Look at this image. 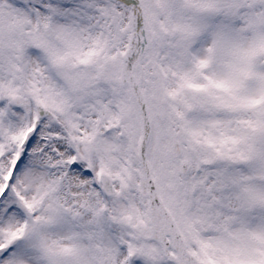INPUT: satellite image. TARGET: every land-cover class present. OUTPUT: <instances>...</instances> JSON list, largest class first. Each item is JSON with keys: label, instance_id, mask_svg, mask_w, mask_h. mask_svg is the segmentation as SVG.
<instances>
[{"label": "snow or ice", "instance_id": "snow-or-ice-1", "mask_svg": "<svg viewBox=\"0 0 264 264\" xmlns=\"http://www.w3.org/2000/svg\"><path fill=\"white\" fill-rule=\"evenodd\" d=\"M0 264H264V0H0Z\"/></svg>", "mask_w": 264, "mask_h": 264}]
</instances>
